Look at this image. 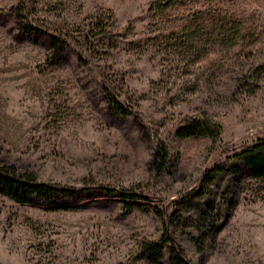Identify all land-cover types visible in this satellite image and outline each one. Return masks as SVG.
Returning a JSON list of instances; mask_svg holds the SVG:
<instances>
[{
  "label": "rangeland",
  "instance_id": "obj_1",
  "mask_svg": "<svg viewBox=\"0 0 264 264\" xmlns=\"http://www.w3.org/2000/svg\"><path fill=\"white\" fill-rule=\"evenodd\" d=\"M152 1L0 0L1 156L79 195L47 207L0 194V264H150L137 258L140 246L163 234L192 264H264V186L227 170L206 178L264 138V35L246 37L253 57H184L161 36L178 22L175 9L150 12ZM215 2L245 8L246 25L264 30V0ZM106 9L117 48L87 64L70 53L46 66L45 47L10 33L22 15L67 30ZM100 71L122 81L131 114L117 126L87 99ZM193 119L219 126L218 136L180 135ZM105 186L149 200L132 199L129 210L119 197L89 194Z\"/></svg>",
  "mask_w": 264,
  "mask_h": 264
},
{
  "label": "trees",
  "instance_id": "obj_2",
  "mask_svg": "<svg viewBox=\"0 0 264 264\" xmlns=\"http://www.w3.org/2000/svg\"><path fill=\"white\" fill-rule=\"evenodd\" d=\"M22 8L25 9L24 6ZM148 9L160 14L175 9L173 18L178 22H172L161 36L164 37L163 41L171 43L175 49L178 48L174 52L182 53L184 57L200 58L210 52L217 56L218 61L224 56L243 54V58L253 57L257 50H244L245 46L254 44L246 37L249 35L254 40L253 36L264 35V30L256 31V27L246 25L251 14L245 8H225L215 0H154ZM22 17L21 22L16 23L10 31L12 38L15 41L28 40L45 47L48 51L45 57L46 66L67 63L70 53H75L87 64V56L90 57L91 53L108 57L117 48L119 33L113 29V16L108 9L94 14L82 26L67 30L37 26L27 19V15ZM260 66L264 69V61ZM99 76L101 79L96 82L97 92L88 91L87 99L104 118L117 126L119 121L131 114L119 91L122 81L117 79L113 83L108 77H104L103 71L99 72ZM239 83L246 90L247 82L240 80ZM219 131V126L201 119H193L178 129L180 135H208L214 139ZM1 149L0 145V194L16 202L38 203L47 207H59L62 203L68 204L79 197L76 189L38 181L33 173L19 170L15 164L3 160ZM229 160L226 166L216 168L211 176H206L207 182L219 170H227L231 179L236 180L245 175L264 186V138H257L243 149L234 151ZM90 193L119 197L129 210L134 206L132 199L149 200L146 195L127 188L105 186L91 190ZM199 193H202V189L194 192ZM258 197L264 200V193ZM167 242L169 245H166ZM137 256L150 264H192L169 234H163L159 240L144 241Z\"/></svg>",
  "mask_w": 264,
  "mask_h": 264
}]
</instances>
